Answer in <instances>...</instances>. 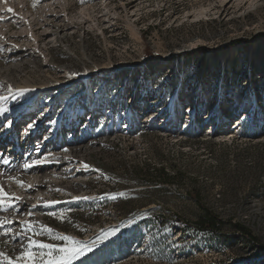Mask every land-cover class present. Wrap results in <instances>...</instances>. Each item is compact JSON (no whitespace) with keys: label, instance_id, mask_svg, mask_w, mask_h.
<instances>
[{"label":"rangeland","instance_id":"1","mask_svg":"<svg viewBox=\"0 0 264 264\" xmlns=\"http://www.w3.org/2000/svg\"><path fill=\"white\" fill-rule=\"evenodd\" d=\"M0 2V97L27 82L43 170L71 162L48 172L43 204L58 203L15 219L96 241L74 264H264V0ZM205 211L218 233L195 227Z\"/></svg>","mask_w":264,"mask_h":264},{"label":"bare ground","instance_id":"2","mask_svg":"<svg viewBox=\"0 0 264 264\" xmlns=\"http://www.w3.org/2000/svg\"><path fill=\"white\" fill-rule=\"evenodd\" d=\"M241 1L242 0H221V3L225 6L231 2H233L234 4H239ZM83 11H82L83 17L84 16L87 17V14L83 13ZM204 11L205 10H200L198 14H201ZM6 12H8V9L5 8L4 4L0 2V13L3 14L4 18L6 17L5 15L7 14ZM3 20H0V21H3ZM28 27L30 30L31 26H28ZM29 34H30L29 35L30 37L32 36L34 38L31 30ZM64 34H65V31L61 30L59 32V35H64ZM54 35H57L56 31L51 33L50 37ZM36 50L37 51L39 50L38 46H36ZM9 68H5V69L9 70ZM72 77H75V76L73 74H70V73L68 74L66 72H64V75L62 76V78H69V80ZM27 84H28L27 82L19 83L12 88L10 85L6 84L7 86L10 87L11 93L7 94L6 96H3V99H0L1 101L0 103V109H1V113H0V160L7 158L11 161V163H9L8 165L0 163V172L4 174V178L0 181V184H3L5 186V191H9L10 183H13L8 180L9 175L16 176V175H21L22 173L27 172L30 176H35L31 178L29 182L25 184V190L23 191L25 193H24V196L22 195L23 203L21 206H23L24 208L22 212L26 211L33 204H36L37 207L42 206L43 201H44L43 195L45 196V191L48 190V188L52 186H56L57 181L49 176L48 174L49 171H59L64 166L69 167L71 164L69 158H65L59 155L57 152H53L52 155H54V157L56 156V160H57V163L55 166L53 165L52 167L45 168L44 170H43V164L34 166L29 170H24L22 167H20V165L23 163L24 160L42 159L43 157V115L38 116V117L34 116V118L30 117L29 113H30L31 108L33 107L32 106L33 104L31 102L35 100V98H34V94L30 95L27 89H25L24 85H27ZM57 84L59 85L63 83L59 82ZM17 108H18L19 114L16 115V117L12 118L10 121L8 119L10 118L11 114H7V112L2 111L4 109H7V111L11 112V111L16 110ZM25 115H27L28 117L26 118ZM29 125H32V127H29ZM79 164L81 165L83 164L84 166L85 162L81 161L79 162ZM83 166L81 168L85 171L86 169ZM71 167H74V166L72 165ZM81 172L82 171H78L77 174L79 175ZM28 185L32 186L31 189L27 188ZM49 191L50 190H48V192ZM20 217H23V216H20Z\"/></svg>","mask_w":264,"mask_h":264},{"label":"snow or ice","instance_id":"3","mask_svg":"<svg viewBox=\"0 0 264 264\" xmlns=\"http://www.w3.org/2000/svg\"><path fill=\"white\" fill-rule=\"evenodd\" d=\"M8 12H12V9L9 8ZM0 99H3V97H0ZM2 111L6 112L7 109ZM29 127H32V125H29ZM64 151H67V149H64ZM48 162H50L48 156H44L42 159L24 160L20 167L24 170H29L34 166L42 165ZM0 163L8 165L11 161L4 158L0 160ZM83 167L85 169L90 168L87 164H84ZM8 180L17 184L22 189L25 188V184L14 175H9ZM31 187V185L27 186L28 189H31ZM119 195L124 196L123 193H120ZM111 198L116 199L115 196ZM81 199L87 200L89 198L74 197L75 201H79ZM22 203L23 201L20 196H16L14 193L5 191V186L0 184V212L8 213L12 217V219L8 216L0 218V229H4L3 232H0V235H11V238L17 241L19 249V254L14 258H10L3 252H0V264H74L75 261L82 260L89 254L94 253L96 249V241H93L91 244H86L71 236L61 235L51 228L41 227L38 229L31 220L23 221L15 219L17 215H26L31 217L35 214L34 210L37 208L36 204L31 205V207L22 213ZM55 203L58 202H46L42 206L50 207ZM48 215L55 216L56 213L49 212ZM13 223L20 226V231L13 233L10 228L6 227L7 225H11ZM112 235H116L115 231H113ZM37 237H47V239L57 241L58 243H46ZM107 238V234H105L104 237H101V242L103 243Z\"/></svg>","mask_w":264,"mask_h":264},{"label":"trees","instance_id":"4","mask_svg":"<svg viewBox=\"0 0 264 264\" xmlns=\"http://www.w3.org/2000/svg\"><path fill=\"white\" fill-rule=\"evenodd\" d=\"M195 227L197 230L206 233H218L221 228V222L212 215L210 212L205 211L200 219L196 222ZM238 232L244 233V229L237 227ZM238 237V236H237ZM249 240V238H247ZM251 244H254L252 242Z\"/></svg>","mask_w":264,"mask_h":264}]
</instances>
